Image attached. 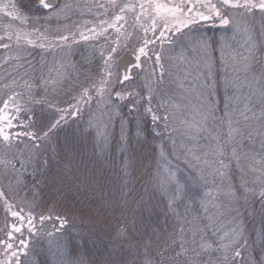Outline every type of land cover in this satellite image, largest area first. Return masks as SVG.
I'll list each match as a JSON object with an SVG mask.
<instances>
[{"label": "snow or ice", "instance_id": "snow-or-ice-1", "mask_svg": "<svg viewBox=\"0 0 264 264\" xmlns=\"http://www.w3.org/2000/svg\"><path fill=\"white\" fill-rule=\"evenodd\" d=\"M15 11L7 13L12 20L19 19L26 27L17 30L15 33L6 32L0 36V41L15 42L16 54L10 58L23 62L28 69L36 70V66L28 59L25 53L29 48H39L53 57L51 66L41 62L40 79L47 85L51 80L53 84L60 83L61 78L68 79L69 68L75 69L71 62H59L57 67L56 55L58 52L67 51L70 54L71 44L78 43L75 33L63 34L59 28L53 33L50 25L52 21H59L61 17L68 18L69 12L73 10V5L67 0H18V4H12ZM79 7V6H77ZM92 7L103 8L105 14L111 12V23L101 20L100 30L96 27L87 29L90 35L84 31L79 32V39L84 41L96 40L103 36L108 28L115 29L117 38L113 40V45L107 50L100 48L98 52L93 51V57L99 55L100 64L97 66L95 75L89 66L84 73L87 83L81 84L73 103L68 108L55 107V113L50 118L44 119L37 115L32 107V102L21 103L17 97L20 93L8 95V98L0 104V146L3 152L0 153V165L3 166L2 174L11 182L15 180L19 190L23 184L21 180L22 172L17 169L27 171V166L35 161L38 167H46L47 160L40 159L41 149L46 147L55 135L56 131L68 122V117H80L85 111L89 114L87 128H94L100 143H106L109 137V129L114 122V117L119 114L121 105L127 103L129 112L137 113L138 117L150 116L153 124L158 120L165 122L164 127H169L168 115L163 117L157 114L152 106L155 99L156 86L163 82L164 69L161 64V53L154 49H149V45L160 41L161 51L163 44L180 43V56H184L187 49L202 52L204 54L202 62L205 63L207 71L195 77L196 84L192 86L199 98L191 120L186 121V135L189 144L184 146L182 153L185 163L190 169L187 177L178 176L170 167H167L168 160L165 157L164 149L160 150V159L157 161L155 171L149 177V185L152 193H159L166 199V212L164 224L152 228L151 235L145 230L144 237L135 246V253L131 254L130 264H264V234L260 236V252L253 254L255 249L249 251V242L245 237L244 228L238 223L237 217H232L230 223L235 226L227 230L217 226L220 212V202L218 197L223 195L229 199V204L233 201L243 199L247 204L249 200L259 203L264 209V89L260 90L261 107L259 111H254L250 107L253 103L252 95H240V86L235 79L225 78V89L231 85L234 88L233 96L227 94L224 100V114L221 117L216 115V106L219 101L214 98L215 88L218 81L214 78L208 62L211 60L210 52L216 50L218 46L220 60L227 65L226 51L230 47L228 31L238 29L240 20L243 17H255L259 13L264 20V0H181L180 4H164L159 0H134V2H120V0H107V3L94 4ZM128 13L133 15L134 21L140 24L144 33L141 43L137 44L131 54L134 61L131 66L120 71L118 57L121 47L127 48L129 45L120 44L119 36L125 35L121 28L127 23ZM218 22L225 32L219 39H211L199 33L193 25L199 21ZM124 24H121V22ZM135 29V25L133 26ZM187 29V31H185ZM247 32L248 29H245ZM152 36L149 38L148 33ZM253 32L255 29L253 28ZM166 33L170 35H166ZM177 34L179 36L177 37ZM260 35L264 36V24L261 25ZM71 36V39H70ZM171 37H177L173 40ZM129 37L125 36L127 40ZM107 39V37H106ZM247 55L243 57L245 61L242 69L233 66V71H248L250 63L257 56V41L253 35H248L246 40ZM0 48L11 51V43H0ZM149 51L155 57L154 68L149 72L146 80H151L156 75L155 66H159L160 73L154 84L145 83L133 87V83L140 78V72H133V68L143 72L144 65L141 57L152 60ZM47 70L48 76L43 75ZM63 70V71H62ZM55 72V77L53 73ZM202 81V82H201ZM256 78V83H259ZM13 83H16L13 77ZM247 77L241 82L248 85ZM31 95V84L25 85ZM146 87L147 92L137 90ZM180 87H184L183 81ZM43 100H34V103H44ZM239 114L234 115L237 109L233 106L240 104ZM165 103L161 99L159 107H164ZM179 107V105H173ZM94 109V110H93ZM141 109L143 113L141 114ZM167 110V109H166ZM249 113L251 115H249ZM241 118L246 123L255 119L261 121V126L257 129L261 139L260 155L257 163L261 166L252 168L253 173H258L254 179L245 183L243 170L239 168V154L236 150L238 138H243L244 131L240 127ZM226 129V131H225ZM205 134V135H202ZM159 135V133H157ZM252 132H248L251 138ZM121 138L124 136V121L121 119ZM201 139L206 143L201 144ZM31 142L30 154L24 156L13 152L19 149L21 144ZM231 145V156L225 158V146ZM27 147V145L25 144ZM11 158L9 159V155ZM179 158V157H178ZM235 160L237 168L241 171V183L239 188L241 195L237 196L236 187L230 182L231 162ZM15 161V162H14ZM128 164H125L123 175L118 177V187L121 201L127 205L126 197L131 194L128 177ZM33 172L37 169L33 167ZM69 175H71L70 170ZM79 183L81 177H73ZM227 187L224 188L225 182ZM259 182V188H257ZM211 185L209 188L208 186ZM26 187V186H24ZM207 189V190H205ZM31 192V199L28 193ZM215 192V195H214ZM0 233L7 239L0 238V264H23L22 257H27L35 251L44 238L49 248L55 245L57 253L56 264H86L80 252L83 237L73 235L68 231L69 219L67 216L55 212L52 208H42L38 200V193L35 185L25 191L21 197V203L5 198L3 191H0ZM140 208L147 206L143 196L139 197ZM24 205H27L25 211ZM199 205L207 214L204 219L208 224L201 226L199 219L192 217L190 209ZM209 208L216 209V212L209 213ZM37 209H41L37 211ZM182 209V210H181ZM223 215V213H221ZM134 219L117 220L112 226V239L117 243H126ZM264 224V219H262ZM211 229L209 236L208 230ZM111 255V254H110ZM105 264H118L116 261H106Z\"/></svg>", "mask_w": 264, "mask_h": 264}, {"label": "trees", "instance_id": "trees-1", "mask_svg": "<svg viewBox=\"0 0 264 264\" xmlns=\"http://www.w3.org/2000/svg\"><path fill=\"white\" fill-rule=\"evenodd\" d=\"M121 2H133V0H122ZM159 2L165 4L164 0H159ZM14 3L18 4V0H5L4 6L2 0H0V36H4L6 32L15 33L16 25L11 24V17L1 10L4 7L6 11H15L12 7ZM242 19L246 21L248 31H243L244 35L237 39L244 44L243 47L247 48V37L250 34L253 35L257 41V56L250 63L247 73L243 70H240L238 74L234 72L231 79H235L236 83L241 85V96L252 95L253 103L250 107L254 111H259L261 107L259 103L260 90L264 89V36L260 35L264 20L261 19L259 13L255 17H243ZM127 21V27L126 30H123V33H129L130 30H136L137 32L140 24H137L133 17L128 18ZM59 26V23L51 22L50 27L53 33L57 28L60 29ZM253 28L255 32H253ZM245 33L247 34L245 35ZM207 37L210 38V41L211 39H217V35L212 32L208 33ZM4 42L11 43L13 48L11 51L0 48V104L8 98V95L20 93L22 96H18L17 99L21 103L33 101L34 111L44 119L50 118L54 114L58 116L55 113V107L68 108L74 102L73 96L77 94L79 86L87 83L84 79V73L89 63L93 76L95 75L94 71L97 69L96 58L89 57L84 51L72 52L67 62L75 65V69L69 68L67 70L70 77L68 79L61 78V82L56 84L49 80L45 85L40 79V66L41 62L51 66V55L39 48L27 49L25 55L36 66V70L28 69L26 72V67L22 61L10 58L17 51L14 40L7 41L5 39L0 41V43ZM214 48L216 50L210 52L212 57L218 54V46H214ZM238 57H242V59L239 60L238 58L239 65L237 69H242L245 63L243 60L244 54L239 53ZM219 60L214 64L208 62L214 78L218 81V86L214 91V98L219 101L216 106L217 117L224 114L226 94L231 98L235 91L231 85L227 90L225 89V76ZM134 71L135 68H133ZM43 75L48 76L46 69ZM13 77H15L16 83H13ZM53 77H55V72ZM246 77L250 83L248 85L241 84ZM256 78H259V83H256ZM138 80L133 83V87L139 86ZM26 83L32 85L31 95L29 89L25 86ZM137 90L144 92L141 87ZM34 100L45 102L38 104L34 103ZM49 105L55 107H49ZM152 106L157 110V114L163 117L164 113L161 109L155 105ZM233 106L237 109L234 115L238 116L239 109L242 108L243 104L241 102ZM142 113L143 109H141ZM249 115L251 114L249 113ZM88 119L89 114L87 111L80 117H68V122L63 124L56 131L48 145L41 149L40 159L47 160V166L38 167L33 161L31 165L27 166V171H24L19 169L17 163V169L22 172L21 180L23 184L20 188L23 190L18 189L14 179L10 182L7 177L0 174V191L4 192L5 198L21 203V197L24 196L25 191L35 185V191L38 193V200L42 208H52L55 212L67 216L69 219L68 231L73 235L78 234L83 237L80 252L86 264H105L109 260L116 261L118 264H130L131 254L135 253V246L144 237L145 230L151 235L152 228L157 225L162 226L165 221L166 199L159 193H152L148 183L149 177L155 171L157 161L160 159L161 148L164 149L165 157L168 160L166 166L170 167L178 176L187 177L190 170L178 158L179 156L182 157V154L178 152L175 154L168 149L169 139L165 138L163 133L162 127L165 124L163 120H158L156 124H153L150 116L140 118L137 113H130L129 106L125 103L120 106L119 114L114 117L107 142L100 143L95 129L87 128ZM121 119L124 121L125 139L121 138ZM248 122L245 123L241 118L240 127L244 131V136L238 138L236 144L239 164L248 162L250 158L257 160L260 155L262 137L257 134V131L252 134L251 138L248 137V132H251L250 128L247 127ZM25 144H21L19 149H13V152L23 154L25 157L28 156L31 142L26 141ZM201 144H204V139ZM231 147V145L225 146L226 159L229 154H232ZM3 151L2 146H0V153ZM10 158L11 154L9 155ZM125 164L129 165L128 181L132 189L131 194L126 197L127 205L121 201L120 195L116 191L118 177L123 175L122 170ZM33 167L37 169L35 172L32 170ZM234 169L235 163L231 164L230 168L232 172L230 179L233 183L236 180L233 175ZM68 170H70L71 175H69ZM2 171L3 166L0 165V173ZM76 176L82 178L79 183L73 179ZM254 178L255 175L248 176L249 181ZM234 184L239 197L241 195L239 183ZM256 186L259 188V182ZM208 187L210 188V186ZM28 195L31 199V192ZM140 196H143L147 203V206L143 208H140L138 203L133 202L138 201ZM24 207L27 211V205H24ZM40 210L37 209V211ZM190 214L192 217L199 219L201 226L208 224V221L204 219L207 214L199 205L190 209ZM218 216L220 222L224 221L228 224L232 217H237L238 223L245 230V237L249 242V251L251 252L254 248L255 252L253 254H259L260 236L264 234V224H262L264 209H261L259 203L249 200L245 204L243 199L233 201L231 204L226 202ZM2 219L0 217V221ZM123 219H134L135 224L131 228L127 242L117 243L112 239V226L117 220ZM231 224L233 225V223ZM208 234L211 235V229L208 230ZM0 238L7 239L2 233H0ZM46 240L47 238H44L35 251L27 257L21 258L23 264H56L58 257L55 245L53 244L49 248ZM2 258L0 257V259Z\"/></svg>", "mask_w": 264, "mask_h": 264}, {"label": "rangeland", "instance_id": "rangeland-1", "mask_svg": "<svg viewBox=\"0 0 264 264\" xmlns=\"http://www.w3.org/2000/svg\"><path fill=\"white\" fill-rule=\"evenodd\" d=\"M121 1L122 0H120V2ZM164 1L165 4L181 3V0H164ZM67 2L73 5V10L69 12L68 18L65 19L64 17H61L59 21H52V22L59 23L60 25L59 30L63 34L67 35L70 32L75 33L76 38L79 42L71 44L70 54L67 51L57 53L56 55L57 67H59V62L61 60H63L65 63H68L67 61H69V56L72 55V52L79 53L80 51L86 52L89 57L96 58L97 66H98L100 64V57L98 54L93 57L94 47L95 50L98 52L100 48L107 50L109 46H115L113 45L112 42L114 39L117 38L118 34L116 33L115 29L108 28V31L104 33L103 36H99L96 40L84 41L79 39V32L84 31L85 34L90 35V33L87 32V29L91 27H96L97 31H99L101 27L100 24L101 20H107L109 23H111V19H110L112 15L111 12L105 14L103 8L92 7L94 4L107 3V0H67ZM193 2H195V0H193ZM213 2H215V0H213ZM2 4L5 6V0H2ZM1 10L2 12L5 13L12 12L10 10L6 11L4 7ZM130 17H133V15L131 13H128L127 19L128 18L130 19ZM237 18L240 20L238 29H232L231 31H228L230 47L225 53L227 59V65L220 63L225 78H230V79L232 74L234 73L233 66L237 68V66L239 65V62H237L238 58L239 60L242 59V57H238V54L241 53L244 54V56L247 55L246 52L247 48L243 47L244 44L240 42L239 39H237L238 37L244 35L243 31H245L246 29V21L243 20L239 15H237ZM10 20H11V24L16 25L15 32L19 30V28L26 27V25L21 24L19 19L17 20L10 19ZM121 24H124V22L122 21ZM126 27H127V23L124 24L123 28H121L122 33L123 30H126ZM191 27H193L199 33L203 34L206 37L208 33L212 32L213 34L217 35V39H219L221 35L225 32V29L221 28L218 22H214L212 20L199 21L197 24ZM134 31L135 33H133ZM134 31L130 30L129 33L124 32L125 35L119 36L121 45H124L125 43L129 45V47L127 48L121 47L119 49L120 54L124 52V50L126 49L129 50L131 53L132 49L137 44L141 43V37L144 36V33L140 25L138 31L137 32L136 30ZM185 31H187V29H185ZM246 34L247 33H245V35ZM166 35H170V34L166 33ZM232 35L233 37H231ZM125 36H128L129 38L126 40ZM178 36L179 34H177V37ZM148 37L153 39L155 38L152 36L151 32L148 33ZM177 37H171V38L173 40H177ZM180 48L181 45L179 42L175 44L164 43L163 51H161V45L159 40H157L156 44L149 45V49H154L156 52L161 53V57H162L161 64L163 65V69H164L163 82L160 83L158 86H156L155 99L153 100L152 105H155L157 108H160L161 111L164 113V114L162 113L163 116L168 115L169 117L168 120L169 127L165 129L163 125L162 129L165 138L169 139L167 143L168 149L174 152L175 154L176 152L182 154L185 150L184 146L189 144V139L186 135V121L191 120L192 114L194 113V110L199 103L198 95L195 91L192 90V86L196 84L195 77L198 74H202L204 71L207 70L205 64L202 62V58L204 56L202 52H196V51H192L191 49H187L185 51L184 56H180L179 54ZM149 56L152 57V60H149L146 57H141V61L144 65L143 72H141V70L138 69H135L134 71V72H140V78L138 80V83H140L138 84L139 86L144 85L145 83L154 84V82L157 79V76H159L160 68L159 66H155L156 75L152 76L151 80H146V77L148 76L149 72L154 68L153 61L155 57L152 51H149ZM210 57H211L210 63L214 64V62L220 59L219 51L215 57H212V54L210 53ZM52 59L53 57L51 56V61ZM95 72L96 71H94V73ZM235 74H237V72H235ZM181 81H183L184 83L183 88L180 87ZM141 88L145 93L148 90L146 87H141ZM161 99L165 103L164 107H159ZM173 105H179V107H173ZM260 126H261V121L255 119H252L251 121L249 120L247 125V127L250 128L252 134L255 133ZM202 141L203 139H201L200 142ZM204 143H206L205 139H204ZM228 156H231V154H229ZM174 157H176V155H174ZM179 158L180 160L183 161L185 166L188 167V165L185 163L184 157L179 156ZM234 163H235V169L233 175L236 177L234 183H239L240 185L242 173L241 171L238 170L237 163L235 160L231 162V164ZM241 164L242 163L239 164V168L243 170L244 182L248 183L250 182L248 176L252 177L253 175L255 176L258 175V173H253L251 169L254 167L258 169L261 165L257 163V160H253V158H250L248 162H244L242 166ZM230 173L232 172L230 171ZM231 181L232 180L230 179V182ZM227 183L228 182L226 181L225 184L223 185L224 188L227 187ZM231 183L236 187V185L233 182ZM209 186L211 187V185ZM218 200L221 205L220 207V211H221L224 208L226 202L229 203V199L223 195H220L218 197ZM209 209H210L209 213L216 212V209L213 208H209ZM222 222H220V218H219L217 221V226L225 230L235 226L234 224L232 225L231 223L228 224L224 221Z\"/></svg>", "mask_w": 264, "mask_h": 264}, {"label": "water", "instance_id": "water-1", "mask_svg": "<svg viewBox=\"0 0 264 264\" xmlns=\"http://www.w3.org/2000/svg\"><path fill=\"white\" fill-rule=\"evenodd\" d=\"M119 61L120 71L123 72L125 67L131 66L134 61V56L130 53L129 50L122 52L117 58Z\"/></svg>", "mask_w": 264, "mask_h": 264}]
</instances>
